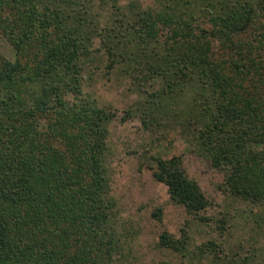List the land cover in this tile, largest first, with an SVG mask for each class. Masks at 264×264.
I'll return each instance as SVG.
<instances>
[{
	"label": "trees",
	"instance_id": "1",
	"mask_svg": "<svg viewBox=\"0 0 264 264\" xmlns=\"http://www.w3.org/2000/svg\"><path fill=\"white\" fill-rule=\"evenodd\" d=\"M0 35L15 49L0 52V264H109L116 250L104 165L116 113L82 91L94 38L107 66L154 88L150 103L185 101L224 188L264 203V0H0ZM152 159L187 213L208 206L180 155ZM157 242L182 252L187 234Z\"/></svg>",
	"mask_w": 264,
	"mask_h": 264
},
{
	"label": "rangeland",
	"instance_id": "2",
	"mask_svg": "<svg viewBox=\"0 0 264 264\" xmlns=\"http://www.w3.org/2000/svg\"><path fill=\"white\" fill-rule=\"evenodd\" d=\"M83 1L93 8L100 3ZM92 42L91 57L82 70L83 94L116 113L107 124L104 152L108 194L115 203L109 225L116 250L109 264H230L244 258L250 264H264V203L242 200L224 188L223 172L211 164L186 126L190 114L185 101L161 104L157 98L150 103L154 88L136 85L122 63L107 66L97 39ZM0 52L8 59L15 56L4 35H0ZM126 110L132 112L131 117L121 119ZM145 112L150 114L146 125L140 121ZM156 154L181 156L185 172L209 199L200 214L187 213L154 177L152 156ZM158 208L160 216L156 217L153 211ZM163 229L176 236L185 231L182 252L158 245ZM209 240L215 248L204 245Z\"/></svg>",
	"mask_w": 264,
	"mask_h": 264
}]
</instances>
